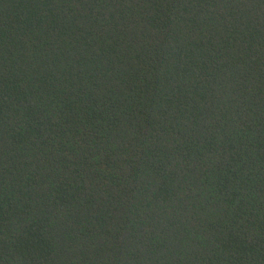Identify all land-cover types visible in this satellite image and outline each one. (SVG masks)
Segmentation results:
<instances>
[{"label":"trees","instance_id":"1","mask_svg":"<svg viewBox=\"0 0 264 264\" xmlns=\"http://www.w3.org/2000/svg\"><path fill=\"white\" fill-rule=\"evenodd\" d=\"M0 264H264V0H0Z\"/></svg>","mask_w":264,"mask_h":264}]
</instances>
